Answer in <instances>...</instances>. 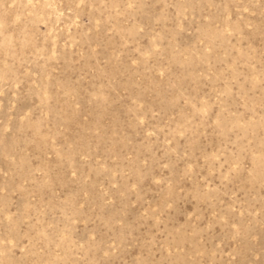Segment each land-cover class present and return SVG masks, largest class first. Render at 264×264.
Listing matches in <instances>:
<instances>
[{
  "label": "rangeland",
  "instance_id": "obj_1",
  "mask_svg": "<svg viewBox=\"0 0 264 264\" xmlns=\"http://www.w3.org/2000/svg\"><path fill=\"white\" fill-rule=\"evenodd\" d=\"M0 264H264V0H0Z\"/></svg>",
  "mask_w": 264,
  "mask_h": 264
}]
</instances>
